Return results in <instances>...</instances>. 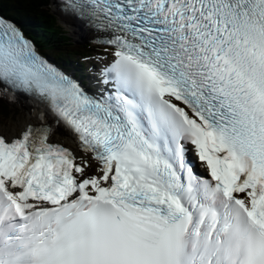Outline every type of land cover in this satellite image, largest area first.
<instances>
[{"label":"snow or ice","instance_id":"6c2138e0","mask_svg":"<svg viewBox=\"0 0 264 264\" xmlns=\"http://www.w3.org/2000/svg\"><path fill=\"white\" fill-rule=\"evenodd\" d=\"M50 7L97 47L0 13V264H264V0Z\"/></svg>","mask_w":264,"mask_h":264},{"label":"trees","instance_id":"16d2710c","mask_svg":"<svg viewBox=\"0 0 264 264\" xmlns=\"http://www.w3.org/2000/svg\"><path fill=\"white\" fill-rule=\"evenodd\" d=\"M39 9V8H38ZM45 15V17H41L40 21L43 24V27L41 25H39L38 29L39 31L42 33V41L48 42L51 39H55V36L59 35H63V38H67V35L65 33H63V29L59 26H57V19L55 17H53L49 11H46L43 13ZM50 26H53L52 28H50ZM46 30V31H45ZM59 38V37H58ZM67 46H72V41L68 39V42L66 43Z\"/></svg>","mask_w":264,"mask_h":264},{"label":"rangeland","instance_id":"374dc122","mask_svg":"<svg viewBox=\"0 0 264 264\" xmlns=\"http://www.w3.org/2000/svg\"><path fill=\"white\" fill-rule=\"evenodd\" d=\"M0 105V111L5 112V115L0 113V128H3L6 122H15L18 118L21 117V109L17 105L10 104L4 101H0ZM13 111H15L16 114H14Z\"/></svg>","mask_w":264,"mask_h":264}]
</instances>
